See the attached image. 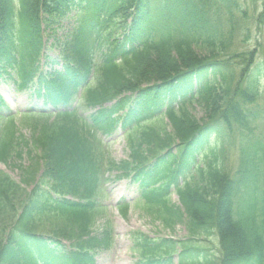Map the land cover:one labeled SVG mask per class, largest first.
<instances>
[{
  "label": "trees",
  "instance_id": "1",
  "mask_svg": "<svg viewBox=\"0 0 264 264\" xmlns=\"http://www.w3.org/2000/svg\"><path fill=\"white\" fill-rule=\"evenodd\" d=\"M14 1L18 15L12 0H0V75L18 87L34 80L48 36L62 71L51 66L37 97L68 107L82 90L87 107L101 109L90 123L73 111L36 117L27 124L31 139L18 137L17 124L0 115V162L13 163L21 176L17 183L0 172V264H96L106 240L86 230L106 169L131 176L144 212L167 228L217 234L222 264H264V172L255 175L254 188L247 165L245 174L231 176L216 150L202 154L213 136L223 138L234 122L247 124L256 115L248 107L264 77V62L255 57L264 41L248 45L264 15L251 22L240 0ZM194 103L202 118L192 114ZM160 114L172 131L155 123L130 128ZM119 123L131 151V161L121 164L106 161L96 137H112ZM25 156L27 164H15ZM179 177L186 179L181 185ZM172 185L180 208L169 198ZM43 230L50 236L39 235ZM134 243L142 256L137 264H169L159 256L163 245L140 232Z\"/></svg>",
  "mask_w": 264,
  "mask_h": 264
},
{
  "label": "rangeland",
  "instance_id": "2",
  "mask_svg": "<svg viewBox=\"0 0 264 264\" xmlns=\"http://www.w3.org/2000/svg\"><path fill=\"white\" fill-rule=\"evenodd\" d=\"M251 8H253L252 5ZM262 10V3H259L256 13L258 14V12ZM255 57L257 62H260V60L264 59V52L257 53ZM0 91L10 102L12 112L14 114L16 113L15 121L19 123L18 121L20 119V115L17 114V112H24L26 108L32 107L35 103V100L31 101L33 99L30 98L27 91L19 92L15 90L12 83H0ZM192 108V114L195 116L202 117L204 115L202 109L199 106ZM252 108L261 111L258 122L252 126V134L247 133L246 131L241 132L235 127L229 136L230 139H228L227 143L225 144L226 161L228 166H230L229 169L231 173H233V170L238 168L242 149L252 152L255 147L261 143L264 144V119L262 120V116L264 115V100L258 104H255ZM161 126H167L168 129H171L166 120ZM20 132L26 133L28 130L21 128ZM109 150H111L113 159L115 158L118 161L124 160L128 156V149L126 148L125 140L122 139V137H118L115 141H113L109 147ZM0 169L11 174L15 179H19V176L15 170H12L1 164ZM108 193L109 195L106 198L104 204L109 207V215H111L110 223L112 225L113 243L109 248L106 249V251L99 253L97 256L99 264H134L136 257L132 252V246L128 235L131 231H141L157 239L162 238L174 240L177 244L175 247V252H173L174 263L177 264L180 259L179 254L183 249V246L179 243L190 240L187 230L184 227L179 226L176 229H171V231H169L161 223L154 222L145 214L143 215L139 207H134L133 204L131 210H129L127 213V216H121L118 214V211L115 209L116 203H118V201L130 200L131 203H133L132 199L134 198V192L127 179L121 181L115 180L113 183H110L108 185ZM172 201L178 204L176 196H173ZM104 225L105 219L101 216H98L94 221L95 227L93 229L95 234L100 233L104 228ZM193 243L199 248L207 250V254L209 255V264H219L222 253L220 251V244L216 237L203 236L196 239ZM195 264H205L204 256L197 257L195 259Z\"/></svg>",
  "mask_w": 264,
  "mask_h": 264
}]
</instances>
